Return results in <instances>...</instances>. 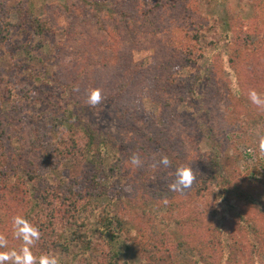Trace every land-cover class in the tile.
<instances>
[{
	"label": "rangeland",
	"instance_id": "rangeland-1",
	"mask_svg": "<svg viewBox=\"0 0 264 264\" xmlns=\"http://www.w3.org/2000/svg\"><path fill=\"white\" fill-rule=\"evenodd\" d=\"M252 90L264 97V0H0V236L18 248L24 215L35 257L108 264L99 220L116 214L120 264H264ZM181 165L195 179L172 191Z\"/></svg>",
	"mask_w": 264,
	"mask_h": 264
},
{
	"label": "clouds",
	"instance_id": "clouds-1",
	"mask_svg": "<svg viewBox=\"0 0 264 264\" xmlns=\"http://www.w3.org/2000/svg\"><path fill=\"white\" fill-rule=\"evenodd\" d=\"M100 93L93 90L88 98L90 105L100 102ZM249 99L253 104L264 105V97H261L255 90L249 93ZM259 149L264 151V138L260 140ZM132 165L139 166L141 159L133 154L130 158ZM170 161L164 155L160 158V164L167 167ZM195 177L190 167L178 166L175 169V179L169 184L172 191L183 192L192 186ZM14 235L21 241L18 248H9L8 241L4 236H0V264H59L55 255L42 254L38 258L34 256L32 248L36 241L40 239V231L26 216L16 215L12 220Z\"/></svg>",
	"mask_w": 264,
	"mask_h": 264
},
{
	"label": "trees",
	"instance_id": "trees-1",
	"mask_svg": "<svg viewBox=\"0 0 264 264\" xmlns=\"http://www.w3.org/2000/svg\"><path fill=\"white\" fill-rule=\"evenodd\" d=\"M38 23H39V20L35 21L34 29L39 32L40 30H42V27H40ZM84 147H83L84 151H82L81 156L84 159L85 163H88L92 166L93 165L96 166L94 176L92 179L95 181L93 182L96 188L100 189L102 186L101 181H103L102 175L105 173V170H106L101 166L102 165L101 164L102 163L101 153L103 150V145L99 142H96V140H94V138L91 136L87 140V143L84 145ZM73 149H75V146L71 150L72 153L74 152ZM113 167L110 168L109 172L113 170ZM105 175H108V174L106 173ZM70 191H71V187L69 188L68 192ZM74 205L76 204L74 203ZM102 215L103 217L99 220V230L101 231L102 236L107 240L106 242L109 244L113 252V255H111L110 257V263L108 264H120V261L119 259H117L116 252L114 250V243L118 242L119 237H120L121 228L120 226L118 227V224H117L120 221L118 220L116 214H113V215L102 214ZM89 240L90 239H88L86 242H88ZM87 245L89 244L86 243L85 246Z\"/></svg>",
	"mask_w": 264,
	"mask_h": 264
}]
</instances>
